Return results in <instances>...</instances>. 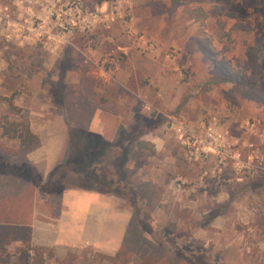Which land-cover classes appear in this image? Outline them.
Wrapping results in <instances>:
<instances>
[{
    "label": "rangeland",
    "instance_id": "1",
    "mask_svg": "<svg viewBox=\"0 0 264 264\" xmlns=\"http://www.w3.org/2000/svg\"><path fill=\"white\" fill-rule=\"evenodd\" d=\"M187 7L208 15L190 19ZM197 35L210 42L214 57L244 72L257 100L222 81ZM263 41L264 0H0V119L34 122L44 138L66 123L67 134L57 136L67 137L68 148L71 134L85 143L97 112L122 118L125 132L118 129L115 142L135 144L130 184L115 176V185L131 197L129 187L147 181L159 198L153 209L127 196L117 205L147 219L129 264H172L170 257L201 254L209 264H264V71L254 53ZM70 88L81 91V100L106 94L112 110L91 108L71 121L63 102ZM10 96L20 112L9 107ZM213 123L232 147H207ZM151 135L165 140V150L145 138ZM16 139L1 140L15 146ZM0 161V176L15 172L12 158ZM45 195L56 206L60 195L37 191ZM150 243L168 251L155 257ZM18 246L9 247L14 256ZM119 249L86 244L67 253L75 254L74 264H112L107 256Z\"/></svg>",
    "mask_w": 264,
    "mask_h": 264
},
{
    "label": "trees",
    "instance_id": "2",
    "mask_svg": "<svg viewBox=\"0 0 264 264\" xmlns=\"http://www.w3.org/2000/svg\"><path fill=\"white\" fill-rule=\"evenodd\" d=\"M187 12L190 19L197 21L205 19L208 15L203 7H187ZM195 41L213 58L217 72L223 76V82L233 83L247 99L257 100L255 95L247 91L249 88H254L255 85L247 79L242 70L236 69L230 60L214 57L216 52L212 49L210 42L203 40L200 35L195 37ZM254 53L257 59L255 60L256 66L264 71V41L255 47ZM80 92L78 88L64 90L63 102L71 121L86 118L87 114L92 112L91 108L112 110V105L108 104L110 98L106 94L81 95L85 97L81 100L78 98ZM5 100L12 111H21L15 105L13 96L6 97ZM124 132V127L120 126V135ZM83 134L85 135L84 144L79 143L78 137L71 134L65 155L44 178L28 159V154L41 146V138L31 129L29 121L23 118L11 120L9 116L0 119V157L12 158L15 163V172H8L6 175L0 176V264H45L47 260L53 258L58 264H74L76 258L74 253L69 252L64 258H59L56 257L53 248L34 244L32 241L35 210H44L49 207V210L52 209L51 214L57 216L58 213L55 211L61 208L60 197L66 188L94 190L105 194H114L120 198L127 196L131 199L132 197L135 203L138 198H141L146 200L151 209L159 203L155 185L147 181L136 184L137 189L129 187L131 197L129 194H123L119 190L120 187L115 185V176L119 180L125 181L127 185L130 184L128 177L132 171H129L127 164L133 158L134 142L131 141L127 146L126 140H118V144L113 143L94 131L84 130ZM18 136H20L18 147L9 146L1 140L2 138L14 139ZM137 145L141 149L144 147L143 142L138 141ZM115 146L121 151H114ZM102 159L107 160V165H98V162H103ZM39 189L46 193L60 195L57 205L50 206L51 203L48 200L41 203L37 196ZM146 220L134 212L121 248L115 255L107 256L112 264H129L128 251L137 244L134 236L141 235L140 225L144 223V227H148ZM17 242L19 246L14 256L9 247ZM149 245L151 253L155 257L168 251L164 246L152 243ZM188 249L189 247H186L185 250ZM170 258H173L172 264H209L207 256L203 254L195 255L193 259L186 256L179 260L174 257Z\"/></svg>",
    "mask_w": 264,
    "mask_h": 264
},
{
    "label": "crops",
    "instance_id": "3",
    "mask_svg": "<svg viewBox=\"0 0 264 264\" xmlns=\"http://www.w3.org/2000/svg\"><path fill=\"white\" fill-rule=\"evenodd\" d=\"M97 113V116L90 122V130L115 143L122 118L106 115L107 113L101 111ZM56 120L59 123L62 122L60 118ZM63 124L65 126L49 128L50 130L48 129L44 138L43 131L40 133L36 123L31 122V129L41 138V146L30 152L28 159L44 177L63 158L67 150V137L57 136V132L67 134V124ZM145 138L154 141L159 152L165 150L163 138L154 135ZM16 141L17 143L13 147L19 146L20 136L17 137ZM52 198L53 195H45L43 199L39 198V201L42 203L48 199L52 200ZM60 201L61 208L55 211L58 213L57 216L51 214L52 209L49 210V207L44 210H35L32 224V241L34 244L51 247L60 253H64L63 255L69 250L86 244L105 251L117 250L122 246L131 214L128 210L117 207L121 201L120 197L94 190L69 187L63 191ZM50 203L52 206V202Z\"/></svg>",
    "mask_w": 264,
    "mask_h": 264
},
{
    "label": "built area",
    "instance_id": "4",
    "mask_svg": "<svg viewBox=\"0 0 264 264\" xmlns=\"http://www.w3.org/2000/svg\"><path fill=\"white\" fill-rule=\"evenodd\" d=\"M205 141L208 144L207 147L209 149H218L219 151H221L222 148L226 149L227 145H229V147H232L229 143L226 142L222 131L218 128V125L216 123L208 126L206 130ZM237 154V156H240V153Z\"/></svg>",
    "mask_w": 264,
    "mask_h": 264
}]
</instances>
